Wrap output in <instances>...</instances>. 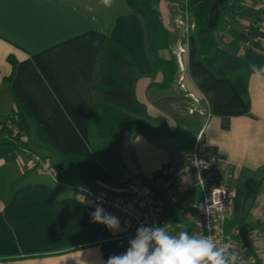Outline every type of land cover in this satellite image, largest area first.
<instances>
[{
    "label": "crops",
    "instance_id": "0c3cea01",
    "mask_svg": "<svg viewBox=\"0 0 264 264\" xmlns=\"http://www.w3.org/2000/svg\"><path fill=\"white\" fill-rule=\"evenodd\" d=\"M134 1L119 0L122 9L112 18L110 36L128 50L142 75L135 83V97L153 120L132 124L140 133L122 137L117 163L121 175L139 177L157 197L165 196L171 185L167 168L177 163L178 150L189 149L198 138L199 131L186 127L176 131L177 118L182 116L175 108L184 94H191L209 114L206 120L196 117L199 130L204 126L201 152L217 164L236 202L251 207L264 181V79L249 73L246 94L240 96L229 80L217 78L195 60L190 38L181 55L184 91H176L173 85L158 87L162 76L152 75L144 52L145 18ZM256 2L264 8L262 0ZM85 8L89 12L64 0H0V123L7 119L16 97L56 150L90 157L94 69L105 37L94 21L97 15L91 7ZM256 11L255 3L245 0L242 16L218 29L216 42L230 54L259 66L264 64V21L256 28L253 50L242 49L235 40L245 39L247 23ZM159 12L165 29L172 33L165 3ZM217 16L213 6L210 27ZM14 63L13 78L7 83ZM180 73L177 67L176 76ZM142 133L153 143L142 139ZM180 137L182 145L172 149L171 140ZM23 165L16 158H0V264H106L110 256L124 252L117 241L127 230L124 219L119 218L120 230L115 232L94 223L95 206L83 202L73 190L79 181L73 177L58 180V175L41 176L39 172L23 177L28 170H22ZM119 178L114 189L120 186ZM253 187L256 191L242 193ZM261 195L263 199L264 192ZM248 207L244 224L249 222Z\"/></svg>",
    "mask_w": 264,
    "mask_h": 264
},
{
    "label": "trees",
    "instance_id": "16d2710c",
    "mask_svg": "<svg viewBox=\"0 0 264 264\" xmlns=\"http://www.w3.org/2000/svg\"><path fill=\"white\" fill-rule=\"evenodd\" d=\"M159 1L161 0H135L134 3L144 14V52L152 67V75L162 76L161 82L157 84L158 87L171 88L177 73L176 59L171 50L174 34L165 29L160 12L153 8V4ZM243 2L244 0L185 2L193 24L190 36L193 40L195 60L217 78L229 80L240 96L246 94L247 78L249 73H252L251 64L242 57L220 48L216 42V31L234 19L235 15H242ZM213 6L217 7L218 16L210 27L208 19ZM93 18L105 37L98 47L94 69L95 87L88 129L93 156L71 155L56 150L27 108L14 97L13 107L7 119L0 123L2 126L0 158H15L16 154L21 152H29L33 155L30 151V138L35 136L40 145L48 151V155L41 159L47 160L55 175H70L92 190L120 195L121 193L117 192L119 188L114 189L113 185L123 176L117 166L120 160L122 137L129 132L140 133L131 127L132 124L140 120L153 119L148 116L146 107L135 97V83L142 75L137 72L128 50L110 36L112 23L104 25L98 17ZM255 31L256 29L254 35ZM235 40L238 43L245 41L242 37H235ZM14 69L15 63L10 76L5 79L7 83L13 78ZM193 118H177L176 131L186 127L197 133L200 123L198 118ZM10 126H13L16 132ZM178 134L177 132L174 136ZM35 172L38 173L33 167L25 171L22 176ZM242 206L239 202L235 203L230 225L242 227L245 223ZM166 213L167 218L174 222L173 231L177 230L179 224L186 226L183 215L178 210L167 208ZM127 247L128 245H123L121 249L125 251Z\"/></svg>",
    "mask_w": 264,
    "mask_h": 264
},
{
    "label": "built area",
    "instance_id": "2783aa9c",
    "mask_svg": "<svg viewBox=\"0 0 264 264\" xmlns=\"http://www.w3.org/2000/svg\"><path fill=\"white\" fill-rule=\"evenodd\" d=\"M178 15L181 18L178 25L183 34L178 50L174 53L180 75L176 83L180 91H184L183 64L181 55L186 52L190 41V32L193 24L185 2ZM257 10H262L261 4L256 3ZM258 21L248 22L244 37L240 43L242 49L252 48L255 42L254 29L262 25L264 12L261 11ZM231 40V39H230ZM233 40V39H232ZM176 54V55H175ZM190 103V114L196 112L205 120L209 118L206 110L199 108V100L191 94H184ZM16 119V117H15ZM204 125V124H203ZM0 125V129H1ZM13 131L16 129L13 126ZM198 132V138L189 149H180L177 152L178 161L167 168L170 177V189L160 198L144 184L141 179L129 175L120 178V195H112L104 191H95L80 184L73 188L76 195L85 203L99 204L105 212L120 219H124L127 230L117 241L128 245L135 236L136 229L144 224L151 226H166L173 231L174 222L167 218V208L178 210L183 215L186 228L191 233L211 236L218 246L227 244L230 251L238 254V264H264V198L256 199L249 210V222L242 227L230 225L233 220L236 196L229 191L222 180L216 163L206 159L200 150V140L204 126ZM29 156L28 152H21ZM16 154L15 158L21 154ZM29 169L35 167L38 172L49 176L54 173L49 163L32 155ZM196 195V198H195Z\"/></svg>",
    "mask_w": 264,
    "mask_h": 264
},
{
    "label": "clouds",
    "instance_id": "9594fccd",
    "mask_svg": "<svg viewBox=\"0 0 264 264\" xmlns=\"http://www.w3.org/2000/svg\"><path fill=\"white\" fill-rule=\"evenodd\" d=\"M109 4L110 0H104ZM254 76L264 79V64H251ZM92 221L112 231L120 230L118 217L105 212L99 204L91 214ZM238 254L230 246H220L211 236L195 234L179 224L177 230L169 231L166 226L140 225L135 236L128 242L127 249L108 258L106 264H238Z\"/></svg>",
    "mask_w": 264,
    "mask_h": 264
},
{
    "label": "rangeland",
    "instance_id": "374dc122",
    "mask_svg": "<svg viewBox=\"0 0 264 264\" xmlns=\"http://www.w3.org/2000/svg\"><path fill=\"white\" fill-rule=\"evenodd\" d=\"M64 1L66 3L72 5L73 7L78 8L83 13L89 12L85 8V6L91 7L92 11H93L92 13L97 15V17L101 20V22L102 23L104 22V25L111 24L114 14H116V12L119 13L122 9V6L120 5L119 0H110L109 4H105L104 0H64ZM161 1H163V2H161ZM161 1H159L158 3H154L153 8H155L156 10L159 11L161 4L165 3L168 10H169V15H170L169 16V19H170V23H169L170 25L169 26L171 27L172 33L174 34V37H173L174 40L172 42L171 50L174 54L179 48V42L181 41L180 40L181 34H183L181 27L178 25V22L181 19L178 17V15L181 13L180 9L183 7V3H181L182 0H175V1L174 0H161ZM262 1L264 2V0H262ZM250 2L255 3V5L257 3V2L251 1V0H250ZM263 9L264 8H262L261 11H263ZM258 11H260V10H257L256 12H258ZM256 12L254 13V17L252 16V18H250L251 16L249 15L250 17H248V18H250L249 19L250 22L258 21L261 14L259 12H258L259 14ZM238 16L239 15H235L234 19ZM181 43H184V42L182 41ZM254 48H255L254 43H252L251 49L253 50ZM176 79H177V76L175 78V83L173 84V89H175L177 91V90H179V88L177 86ZM179 103H180L179 108H175L176 109L175 112H176V114H178V116H182L184 118H190V119H191V117L199 116L198 114H196V112H193L192 114H190V112H189L190 103L184 95H183V100H181V102H179ZM139 135H141L140 137H142V139H144L147 143H149V144H151V142L153 143V140H151L147 136H145L143 134H139ZM30 139H31V146H30L31 153L34 156H37L39 158L46 157L48 155V153H47V151H45V149L43 147H41L37 138H35V136H31ZM170 145H171L172 149H177L178 147H180L182 145L181 137L178 139L177 138L172 139ZM28 154H29V152H28ZM31 156L32 155L27 156L26 154L21 153L18 156V158H16L17 161L21 165L24 164L21 167L22 170L29 169V165L27 166L26 164H28L29 161L31 160ZM6 160H8V159H6ZM45 162H47V160H45ZM38 175L48 176L47 174H44L42 172H39ZM63 176H58V180H65V179L72 180L73 179L72 177H69L67 175H63ZM138 179H140V178L138 177ZM64 182H66V181H64ZM119 183H120V181H119ZM253 189H255V188L253 187V188L243 189L242 193H244L246 195V193L249 191H250V193L253 192ZM262 192H264V181H263V184L261 185L260 196L257 197V199L262 198V195H261ZM242 193H240V194H242ZM239 196H240L239 197L240 200H242L244 198L243 194H242V196L241 195H239ZM247 207L248 206L245 204L242 206V210H243L242 213L243 214L247 211ZM250 208L251 207H248V210H250Z\"/></svg>",
    "mask_w": 264,
    "mask_h": 264
}]
</instances>
